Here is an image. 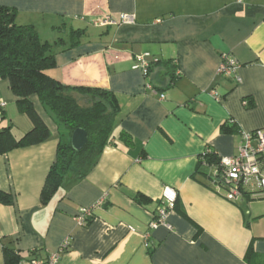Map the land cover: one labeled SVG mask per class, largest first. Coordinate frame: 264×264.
<instances>
[{
	"label": "crops",
	"instance_id": "crops-1",
	"mask_svg": "<svg viewBox=\"0 0 264 264\" xmlns=\"http://www.w3.org/2000/svg\"><path fill=\"white\" fill-rule=\"evenodd\" d=\"M0 5L15 8L16 22L33 25L43 41L63 39L49 74L72 87L113 91L121 105L115 135L125 130L134 140L107 146L85 178L67 175L42 202L62 134L31 96L52 137L0 155V190L14 199L0 203V264L6 249L20 257L17 264H30L67 239L59 264H264V198L245 194L230 202L213 188L208 167L198 171L206 151L237 155L244 133L264 130V0ZM122 15L133 22L122 23ZM108 18L118 23H102ZM73 37L80 43L73 45ZM224 55L237 61L239 79L220 74ZM0 98L7 102L0 130L12 126L18 137L30 131L6 79H0ZM78 99L87 104L92 97ZM165 186L177 190L176 206L151 229ZM101 199L81 225V209Z\"/></svg>",
	"mask_w": 264,
	"mask_h": 264
},
{
	"label": "trees",
	"instance_id": "trees-1",
	"mask_svg": "<svg viewBox=\"0 0 264 264\" xmlns=\"http://www.w3.org/2000/svg\"><path fill=\"white\" fill-rule=\"evenodd\" d=\"M16 15L15 8L0 5V79L9 81L17 103L30 118L33 127L21 137L15 134L12 126L2 128L0 155L51 139V129L30 100L31 96H38L45 113L58 128L64 127L69 134L67 141L61 136L56 160L42 189V202H47L63 186L67 175L85 178L97 165L107 146L117 144L116 140L131 146L134 140L125 130L115 135L121 112L116 94L103 88L72 87L51 76L49 71L57 66L54 48L63 43V39L43 41L33 25L18 24ZM80 41V37H73L72 44H79ZM79 95H90L92 100L87 105L82 104ZM77 128H84L88 133V142L80 151L71 145L72 133ZM234 130L232 126L223 127L224 132ZM219 160L220 156L213 151H206L200 158L198 171ZM137 199L143 201V196L138 195ZM0 203L12 204L14 199L11 194L0 190ZM5 258L6 264L20 262V257L8 249L5 250Z\"/></svg>",
	"mask_w": 264,
	"mask_h": 264
},
{
	"label": "built area",
	"instance_id": "built-area-1",
	"mask_svg": "<svg viewBox=\"0 0 264 264\" xmlns=\"http://www.w3.org/2000/svg\"><path fill=\"white\" fill-rule=\"evenodd\" d=\"M122 23L133 22V17L122 15ZM102 23L115 24L118 21L108 18ZM143 58V57H141ZM145 74L149 70L147 62L142 61ZM237 61L224 55L220 67V74L225 76H235L238 70ZM151 88V86H148ZM164 98V95H161ZM7 106V102L0 98V121L2 113ZM264 153V130L256 129L243 134V143L239 153L234 156H221L216 163L209 164V177L213 188L226 200L237 203L242 200L245 194L251 198H264V163L262 154ZM178 192L174 187L165 186L162 193V204L158 207L154 219L150 223V228L155 229L166 222L168 213L174 210ZM104 201L101 199L90 207L82 208L77 220L81 225H87L93 217L95 208L100 207ZM147 237V236H146ZM148 238V237H147ZM149 243L146 246L149 247ZM68 248V239L65 240L59 249L49 254L45 259L32 257L30 264H59L63 252Z\"/></svg>",
	"mask_w": 264,
	"mask_h": 264
},
{
	"label": "water",
	"instance_id": "water-1",
	"mask_svg": "<svg viewBox=\"0 0 264 264\" xmlns=\"http://www.w3.org/2000/svg\"><path fill=\"white\" fill-rule=\"evenodd\" d=\"M88 142V133L84 128H77L71 136V145L76 151L82 150Z\"/></svg>",
	"mask_w": 264,
	"mask_h": 264
},
{
	"label": "rangeland",
	"instance_id": "rangeland-1",
	"mask_svg": "<svg viewBox=\"0 0 264 264\" xmlns=\"http://www.w3.org/2000/svg\"><path fill=\"white\" fill-rule=\"evenodd\" d=\"M82 104H86V103H84L83 101ZM59 132L63 135V139L67 141L68 140V136L66 135V133L68 134L67 130L64 127L60 126Z\"/></svg>",
	"mask_w": 264,
	"mask_h": 264
}]
</instances>
